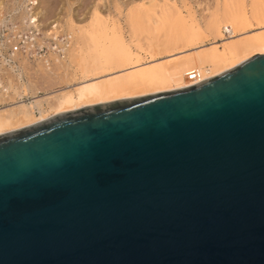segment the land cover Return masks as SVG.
I'll list each match as a JSON object with an SVG mask.
<instances>
[{"label": "water", "instance_id": "1", "mask_svg": "<svg viewBox=\"0 0 264 264\" xmlns=\"http://www.w3.org/2000/svg\"><path fill=\"white\" fill-rule=\"evenodd\" d=\"M0 264H264V54L0 134Z\"/></svg>", "mask_w": 264, "mask_h": 264}, {"label": "bare ground", "instance_id": "2", "mask_svg": "<svg viewBox=\"0 0 264 264\" xmlns=\"http://www.w3.org/2000/svg\"><path fill=\"white\" fill-rule=\"evenodd\" d=\"M232 1L234 0H226V3ZM166 3L164 2L161 6L158 4L157 6L156 4L149 5L150 3L148 5L143 4L144 6L140 5L139 9L137 7L135 10H131L129 23L131 26L136 27L135 25L143 20L140 17L149 20V15H174L175 18L179 17L175 5L170 4V6L169 3ZM235 3H237V0ZM240 3H243L242 0L239 5ZM240 6L243 10L245 9L244 5L241 4ZM235 10L224 11L221 13L222 16H218L220 13H217L211 17L212 19L208 22L205 30V34L213 38L210 42L207 37L206 40L204 39L205 41L201 40L200 43L194 41L196 38L205 35L197 27L196 30L193 28V34L190 36H185L182 33H180L181 36L171 34L172 36L165 37V40L150 42L149 45L147 43L151 59L159 57L165 51L169 54L174 50L177 51L175 54H168L167 58L155 59L157 61L153 60L150 64H143L139 55L133 53L130 50L131 47L129 48L123 39L117 37L113 27L100 26L101 24L99 25L97 19H95L94 24L96 26H94L98 28L97 31H102L105 38L110 39L112 42L102 52H96L100 54L99 57L97 54H90L89 60H83L81 71L84 74V80L78 85L72 86V89L67 90L66 88V90L42 97L34 95L27 104L19 102L12 107L0 108V134L43 121L63 111L77 110L117 99L193 85L231 69L255 54H264V10L255 9L256 11L251 13L252 19L248 18L246 12L238 13ZM137 18L140 19L139 22L136 20ZM253 20L257 21L258 25V29L255 31H252ZM223 27L224 33L221 31ZM79 34H81L79 35L81 39L85 38L83 29L79 30ZM86 38L85 40H87ZM71 40L72 46V35ZM219 42H222L221 48H218ZM173 47L177 49L171 50L170 48ZM82 48L80 49L82 50ZM202 48L204 49L198 52V49ZM163 49L165 50L163 51ZM167 49H170V52ZM189 52H192V55ZM184 53H188L190 56H185L187 54ZM182 54L184 56H181ZM66 57L60 62L65 61ZM29 62L37 63L38 61ZM55 64H59V61ZM192 72L197 74V78L194 80L187 79V76ZM17 78L18 80L21 79L20 74H17ZM18 86L21 91L18 88V90L13 88V91L21 97L26 96L28 88L23 84H18ZM31 89L29 87V91Z\"/></svg>", "mask_w": 264, "mask_h": 264}, {"label": "rangeland", "instance_id": "3", "mask_svg": "<svg viewBox=\"0 0 264 264\" xmlns=\"http://www.w3.org/2000/svg\"><path fill=\"white\" fill-rule=\"evenodd\" d=\"M21 1L22 0H0V4L2 10L16 15L19 11L20 14L23 12V2ZM240 1L241 0H237V3H235L236 0H234L226 3V0H40V9L46 20L52 18L59 19L63 28L72 35V46L68 52L66 60L59 62V64H54L51 67H46L41 63H33L26 60H21L19 64L14 67L6 64L3 58L0 57V108L12 107L19 102L27 104L32 100L31 98H33L34 95L42 97L47 94L66 90V88L67 90L72 89V86H76L83 81L84 74L81 71L83 60H89L90 54H97V56L100 55L96 52H102L105 48L110 46V43L112 42L110 39L105 38L102 31H97L98 28L96 27V29V24H94L95 19H97L99 25L101 24L100 26L108 25L111 28L113 27L117 37L119 36L118 38L123 39L126 44H128L129 48L131 47L130 50L139 55L142 59V63L150 64L153 60L157 61L158 58H167L169 54L165 51V53L155 58L157 60L151 59L147 48L150 42H157L161 39L165 40L176 34V36H181L182 34L190 36L193 34V28L196 30L197 27L205 34L207 24L211 21L210 19H212L211 17L217 13H220L218 16H222L221 13L224 11H234L235 9L238 13L244 11L248 18L250 17L252 19V12L259 9L264 10V0H244L245 3L242 0L244 4L240 3V5H244V10L242 9V6L239 5ZM164 2L169 3V5H175L179 17L175 18L176 16L174 15H149V20H144V17H140V19L143 18L144 20H141L142 22H139L140 19L137 18L136 20L139 24H136L138 23L136 21V25L134 24L136 27L131 26L129 23V14L131 10H135L137 7L139 9L140 5H148L149 3V5L156 4L157 6L158 4L161 6ZM236 4L237 6H235ZM252 23L253 30H251H257V21L253 20ZM82 29L85 31L84 37L86 38L87 36V40H85V38L81 39L79 36L81 35L79 34V30ZM75 31H78V35ZM221 31L224 33V27ZM180 33L182 34L180 35ZM206 37L207 40L209 39V42L213 40L210 35L205 34L204 36L198 37L199 39L196 38L194 41L200 43L205 41ZM221 43L222 42L218 43V48H221ZM80 48H82V50ZM170 49L174 50L177 48L173 47ZM203 49L204 48L198 49V52ZM164 50L165 49H163V51ZM175 53H177L176 50L172 53L170 52L169 55ZM189 53L192 55V52ZM184 54H187L185 56H190L188 53ZM181 56L184 55L182 54ZM17 74H20V80H18ZM18 84H23V86L25 85L28 88V94L26 96L24 95L21 97L13 91V88L17 89L19 87ZM29 87L32 88L30 91ZM172 90L175 89L167 91ZM19 91H21V89ZM160 92L166 91L155 93ZM155 93H149L147 95ZM142 96L146 95L135 97Z\"/></svg>", "mask_w": 264, "mask_h": 264}, {"label": "built area", "instance_id": "4", "mask_svg": "<svg viewBox=\"0 0 264 264\" xmlns=\"http://www.w3.org/2000/svg\"><path fill=\"white\" fill-rule=\"evenodd\" d=\"M23 12L10 14L0 4V57L12 66L21 60L38 61L51 67L65 59L71 46V35L59 19L46 20L40 0H22ZM197 78L195 72L187 79Z\"/></svg>", "mask_w": 264, "mask_h": 264}]
</instances>
